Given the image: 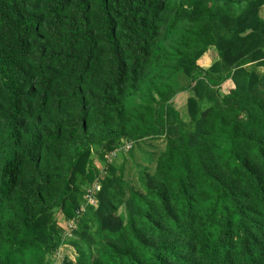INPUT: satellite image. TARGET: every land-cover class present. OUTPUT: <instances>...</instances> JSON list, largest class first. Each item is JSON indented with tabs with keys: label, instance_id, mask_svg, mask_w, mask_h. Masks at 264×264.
<instances>
[{
	"label": "trees",
	"instance_id": "16d2710c",
	"mask_svg": "<svg viewBox=\"0 0 264 264\" xmlns=\"http://www.w3.org/2000/svg\"><path fill=\"white\" fill-rule=\"evenodd\" d=\"M263 6L0 0V264H264Z\"/></svg>",
	"mask_w": 264,
	"mask_h": 264
},
{
	"label": "rangeland",
	"instance_id": "374dc122",
	"mask_svg": "<svg viewBox=\"0 0 264 264\" xmlns=\"http://www.w3.org/2000/svg\"><path fill=\"white\" fill-rule=\"evenodd\" d=\"M264 7V6H263ZM262 7V8H263ZM262 13V10H261ZM205 54V55H204ZM203 57L199 60H197V64L205 67L204 65L209 64L211 61H213L216 57L215 51L213 49H208L205 53H204ZM221 88L224 92H226L228 90L227 87H225V82L221 85ZM190 95L189 91H182L181 93L176 94L173 98H172V104L174 105V107H176L177 109H179L181 111L182 114L185 113V105L184 103H186V98ZM148 146L152 145V152L156 153L158 151L159 148H161V144L157 139H146L145 140ZM124 149H126L128 147V144H123ZM122 158L127 159L128 163L125 165V171H124V176L125 178H135L136 176V167L134 166L133 162L130 160L129 156H127V154L124 157H119L116 161V164L119 165L118 162L122 163ZM136 158L140 159L139 153L136 154ZM147 165L152 168L154 165L153 161L147 162ZM56 219H59V221L62 223L63 219L61 214H57L55 215ZM66 252V249H65ZM74 251L71 250L69 248L68 253L72 255Z\"/></svg>",
	"mask_w": 264,
	"mask_h": 264
},
{
	"label": "crops",
	"instance_id": "0c3cea01",
	"mask_svg": "<svg viewBox=\"0 0 264 264\" xmlns=\"http://www.w3.org/2000/svg\"><path fill=\"white\" fill-rule=\"evenodd\" d=\"M263 13H264V7L262 8V14H263ZM204 55H205V54H204ZM204 55H203V56H204ZM203 56H202V57H203ZM202 57H201V58H202ZM201 58H200V59H201ZM211 62H212V61H211ZM211 62H210L209 64H207V65H204V66H205L204 68L208 67V66L211 64ZM231 86H232V85L230 84L229 81H226V82H225V87H227V88L229 89ZM189 96H190V95H189Z\"/></svg>",
	"mask_w": 264,
	"mask_h": 264
},
{
	"label": "clouds",
	"instance_id": "9594fccd",
	"mask_svg": "<svg viewBox=\"0 0 264 264\" xmlns=\"http://www.w3.org/2000/svg\"><path fill=\"white\" fill-rule=\"evenodd\" d=\"M189 92H190V91H189ZM190 95H191V92H190ZM188 97H189V96H188ZM186 99H187V98H186ZM92 204H95V203L92 202Z\"/></svg>",
	"mask_w": 264,
	"mask_h": 264
}]
</instances>
